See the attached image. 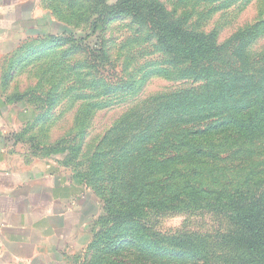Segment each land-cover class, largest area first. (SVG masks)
<instances>
[{
  "label": "trees",
  "instance_id": "1",
  "mask_svg": "<svg viewBox=\"0 0 264 264\" xmlns=\"http://www.w3.org/2000/svg\"><path fill=\"white\" fill-rule=\"evenodd\" d=\"M48 3L55 17L62 9L66 20L67 13L82 15L98 40V30L131 19L167 56L166 63H151L153 69L140 84H105L113 93L135 95L147 79L157 76L193 84L137 105L86 155V123L78 122L80 130L50 145H41L28 132L13 134L35 157L42 151L46 156L68 151L65 164L74 167L105 213L100 217L103 227L94 236V242L103 243L99 264H264V62L258 63L251 52L264 34V20L221 47L215 32L193 29L163 0H118L113 6L107 0ZM47 36L25 40L3 59L0 90L6 103L30 105L37 100L36 90L10 89L18 70L60 45L57 38L75 42L90 58L112 67L111 54L101 42L90 48L72 34ZM88 67L100 74L99 64ZM56 93L50 91L43 99L37 123L53 118L61 97ZM99 106L100 101L86 106V116ZM202 213L228 221V231L218 233L216 242L208 241L214 237L163 234L153 223V217ZM127 251L130 261L119 257Z\"/></svg>",
  "mask_w": 264,
  "mask_h": 264
},
{
  "label": "rangeland",
  "instance_id": "2",
  "mask_svg": "<svg viewBox=\"0 0 264 264\" xmlns=\"http://www.w3.org/2000/svg\"><path fill=\"white\" fill-rule=\"evenodd\" d=\"M117 1L107 0V3L113 6ZM163 3L176 16L186 18L193 29L205 33L215 32L221 47L227 44L234 34L264 20V0H163ZM52 8L53 5H50L48 0H27L28 12L33 14L35 21L33 27L29 24L31 32L28 39L41 41L39 39L47 34L54 38L72 34L84 39V46L90 48L101 42L111 54L112 67L90 58L89 52L80 49V45L78 46L80 48L76 47L75 42H70L67 38H57L55 41H60V45L57 44L46 55L40 54L35 57V62L19 69L15 76L11 92L18 90L24 93L36 90L40 94L30 105L26 103L17 105L18 133L28 132V137L34 136L41 145H50L71 130H80L78 122L86 123V126H89L86 130L88 135L84 148L86 155L92 152L94 145L106 130L137 105L193 85L189 81H174L157 76L147 79L143 88L135 95L122 96L120 93H113L105 84L114 85V82L120 81H136L140 84L141 78L153 69L151 63H166L167 56L156 50L155 43L147 38L149 36L147 31L133 24L131 19L117 20L98 30L100 36L98 40L97 36L90 34L92 32L90 24L81 18L82 15L69 16L67 13L66 20L65 9H62L61 17H55ZM251 52L255 54L254 59L258 57V63L264 62L260 61L261 57L264 58V34L253 44ZM96 63L100 66V74L88 67ZM50 91L58 92L56 95L61 94L51 113L53 118L47 122L37 123L36 118L42 113L38 110ZM91 97L99 99L91 100ZM98 101L102 102V106L97 107L98 109L90 116H86V106L91 107L92 104H98ZM36 154L38 159L58 164L77 190H83L85 198L83 223L86 227L82 228L78 236L77 241L80 242H76V247H70L66 252L64 264H99V252L103 249V243L94 242V236L103 227L100 217L105 216V213L100 209L102 205L98 198L90 187L80 183L74 167L65 164L67 150L50 156H46L44 151ZM153 223L163 234L183 233L214 239L218 233L227 232L229 229L228 221L211 213L153 217ZM214 239L210 238L208 241L216 242L217 239ZM128 251L119 257L130 261L127 257L130 254Z\"/></svg>",
  "mask_w": 264,
  "mask_h": 264
},
{
  "label": "crops",
  "instance_id": "3",
  "mask_svg": "<svg viewBox=\"0 0 264 264\" xmlns=\"http://www.w3.org/2000/svg\"><path fill=\"white\" fill-rule=\"evenodd\" d=\"M29 24L27 0H0V65L30 37ZM18 118L0 90V264H64L86 227L83 190L13 137Z\"/></svg>",
  "mask_w": 264,
  "mask_h": 264
}]
</instances>
